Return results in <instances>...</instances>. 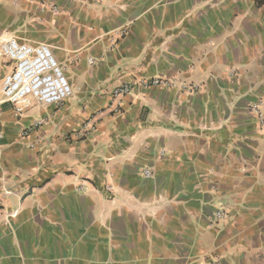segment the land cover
I'll use <instances>...</instances> for the list:
<instances>
[{
    "label": "crops",
    "instance_id": "1",
    "mask_svg": "<svg viewBox=\"0 0 264 264\" xmlns=\"http://www.w3.org/2000/svg\"><path fill=\"white\" fill-rule=\"evenodd\" d=\"M9 36L72 92L0 94V264H264V0H0ZM155 75L196 88L111 94Z\"/></svg>",
    "mask_w": 264,
    "mask_h": 264
},
{
    "label": "built area",
    "instance_id": "2",
    "mask_svg": "<svg viewBox=\"0 0 264 264\" xmlns=\"http://www.w3.org/2000/svg\"><path fill=\"white\" fill-rule=\"evenodd\" d=\"M149 87L176 88L193 91L195 84L176 82L164 75L151 77H135L130 81H120L111 89L114 97L132 92L134 88ZM72 90L61 64L55 58L52 49L45 43L29 44L13 36L0 39V94L5 103L12 106L16 116L21 115L33 104L42 106L58 104L65 100ZM260 126H264V102L257 99L249 106ZM40 120L31 127L38 126ZM30 128V127H28ZM93 126L88 121L81 130V135L88 133ZM27 128L25 129V131ZM143 174L150 175L148 168ZM227 217L225 208L214 212L216 222ZM205 264H220L217 260H209Z\"/></svg>",
    "mask_w": 264,
    "mask_h": 264
}]
</instances>
